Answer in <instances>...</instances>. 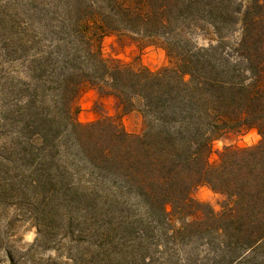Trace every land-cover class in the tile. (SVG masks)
Segmentation results:
<instances>
[{
	"label": "trees",
	"instance_id": "16d2710c",
	"mask_svg": "<svg viewBox=\"0 0 264 264\" xmlns=\"http://www.w3.org/2000/svg\"><path fill=\"white\" fill-rule=\"evenodd\" d=\"M64 6V16L49 27L51 50L38 61L47 78L37 81L25 104L26 126L42 156L74 161L111 195L113 206L130 196L165 219L188 220L201 210L202 218L184 220L177 235L205 239L217 252L212 264H248L264 253V0H92ZM203 21L215 30L207 46L185 32ZM235 25L237 37L222 33ZM108 33L161 37L170 64L156 72L108 64L98 47ZM85 86L115 97L123 116L139 111L143 131L128 133L111 117L77 122L75 101ZM39 90L54 94L61 117L40 113ZM246 129H256L260 142L226 148L212 165L213 142ZM202 185L227 197L221 213L192 198Z\"/></svg>",
	"mask_w": 264,
	"mask_h": 264
},
{
	"label": "rangeland",
	"instance_id": "374dc122",
	"mask_svg": "<svg viewBox=\"0 0 264 264\" xmlns=\"http://www.w3.org/2000/svg\"><path fill=\"white\" fill-rule=\"evenodd\" d=\"M77 1L92 0H0V264H212L210 258L217 252L205 239L188 241L177 235L184 218L155 217L130 196L111 205V195L97 189L74 161L42 156L26 126L25 104L37 81L47 78L38 61L51 50L49 27L64 16V5ZM191 29L185 32L199 45L207 46L215 35L206 21ZM239 32L238 25L222 31L233 37ZM98 40L108 64L143 66L153 72L170 64L161 37L143 40L108 33ZM55 101L49 91H38L40 113L61 117ZM75 109L79 123L111 117L128 133L143 131L139 111L121 115L115 97L89 86L75 101ZM260 140L256 129L224 133L212 144L210 163L216 165L226 148H249ZM192 198L215 213L227 202L225 195L206 185L194 189ZM202 216L197 210L185 221ZM248 264H264V253H256Z\"/></svg>",
	"mask_w": 264,
	"mask_h": 264
}]
</instances>
